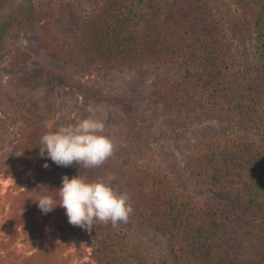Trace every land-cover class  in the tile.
<instances>
[{
  "label": "trees",
  "instance_id": "trees-1",
  "mask_svg": "<svg viewBox=\"0 0 264 264\" xmlns=\"http://www.w3.org/2000/svg\"><path fill=\"white\" fill-rule=\"evenodd\" d=\"M15 1L0 0V10ZM86 2L88 8L72 10L67 34L59 32L55 18L45 21L35 12H25L4 24L0 43L7 35L37 28L45 54L55 52L51 58L63 62L61 71L46 70L93 103L124 100L73 81L67 69L180 67L177 79L160 88L173 116L225 114L240 126L238 133L206 141L196 160L199 183L223 195L231 209L197 200L180 189L173 175L142 171L127 178L131 214L140 224L168 236L175 264H264V67L244 71L240 49L228 35L224 15L213 0ZM253 3L257 6L253 32L264 63V0ZM18 54L12 56L14 61ZM130 121L140 127L135 114ZM20 131L38 195H51L59 203L57 189L65 175L109 182L107 176L82 174L83 167L75 163L61 167L42 157L41 136L52 129L28 125ZM91 236L95 264H151V255L128 242L118 225L97 221Z\"/></svg>",
  "mask_w": 264,
  "mask_h": 264
},
{
  "label": "rangeland",
  "instance_id": "rangeland-1",
  "mask_svg": "<svg viewBox=\"0 0 264 264\" xmlns=\"http://www.w3.org/2000/svg\"><path fill=\"white\" fill-rule=\"evenodd\" d=\"M86 1L64 0L62 4L59 0H17L0 10V35L4 24L25 12H35L45 21L55 18L59 32L67 34L72 10L88 8ZM213 3L224 15L228 35L240 49L244 71H263L253 32L257 12L253 0ZM39 34L35 28L27 34L7 35L0 43V264H95L91 229L69 224L65 210L59 206L47 215L39 210L35 172L23 154L20 131L28 125L54 130L74 123L92 115L87 111L89 105L97 109L93 118L104 122L103 134L115 147L104 164L83 168L82 174L107 176L117 193H125L131 174L167 173L176 177L182 191L197 200L218 202L231 209L223 195L199 183L196 160L206 141L238 133L240 126L225 114L173 116L165 107L160 88L177 79L180 67H149L141 71L67 69L73 81L98 89L106 97L124 100L93 103L46 70L61 71L63 62L51 58L55 52L45 54ZM18 52L14 61L12 56ZM131 114H135L139 128L130 121ZM117 225L128 242L151 255V264H175L168 236L140 224L132 214L126 223Z\"/></svg>",
  "mask_w": 264,
  "mask_h": 264
},
{
  "label": "clouds",
  "instance_id": "clouds-1",
  "mask_svg": "<svg viewBox=\"0 0 264 264\" xmlns=\"http://www.w3.org/2000/svg\"><path fill=\"white\" fill-rule=\"evenodd\" d=\"M96 108L89 105L92 114L74 123L59 126L41 136L40 154L57 166L69 167L74 163L84 169H94L113 155L114 144L103 134L105 124L93 118ZM45 168L48 164L43 165ZM58 190L59 203L51 195H41L35 201L42 214L47 215L57 206L65 210L68 223L90 230L97 221L126 223L133 208L127 193H117L110 182L99 179L90 181L80 175H65Z\"/></svg>",
  "mask_w": 264,
  "mask_h": 264
}]
</instances>
